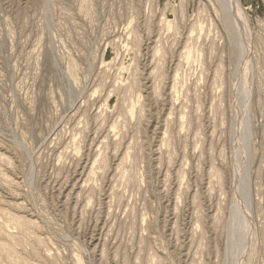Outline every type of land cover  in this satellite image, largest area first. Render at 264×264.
I'll return each instance as SVG.
<instances>
[{
	"label": "rangeland",
	"instance_id": "rangeland-1",
	"mask_svg": "<svg viewBox=\"0 0 264 264\" xmlns=\"http://www.w3.org/2000/svg\"><path fill=\"white\" fill-rule=\"evenodd\" d=\"M229 1L0 0V264H264V0Z\"/></svg>",
	"mask_w": 264,
	"mask_h": 264
},
{
	"label": "bare ground",
	"instance_id": "bare-ground-1",
	"mask_svg": "<svg viewBox=\"0 0 264 264\" xmlns=\"http://www.w3.org/2000/svg\"><path fill=\"white\" fill-rule=\"evenodd\" d=\"M229 1V0H228ZM233 2H234V5H236V7L233 5ZM230 3V6H231V9L233 11V13H235L237 11V13H235L236 16H238V18H241V21L239 20L238 22H242L244 23L245 20H242L243 16H242V8H241V5L239 3L238 0H230L229 1ZM232 4V5H231ZM242 23H240L242 25ZM239 24V23H238ZM246 24V23H245ZM240 25V26H241ZM239 26V25H238ZM240 28V27H239ZM243 28V27H242ZM246 28V27H245ZM241 30V29H240ZM247 35V34H246ZM245 43V41H244ZM245 45V44H244Z\"/></svg>",
	"mask_w": 264,
	"mask_h": 264
}]
</instances>
